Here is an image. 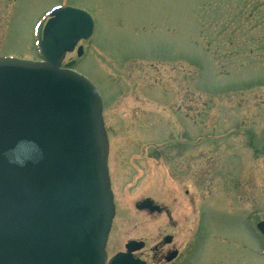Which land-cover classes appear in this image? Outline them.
Masks as SVG:
<instances>
[{"label": "rangeland", "instance_id": "1", "mask_svg": "<svg viewBox=\"0 0 264 264\" xmlns=\"http://www.w3.org/2000/svg\"><path fill=\"white\" fill-rule=\"evenodd\" d=\"M60 5L94 21L63 65L104 102L109 259L172 236V264H264V0H0V58L39 60ZM145 199L170 216L138 211Z\"/></svg>", "mask_w": 264, "mask_h": 264}, {"label": "water", "instance_id": "2", "mask_svg": "<svg viewBox=\"0 0 264 264\" xmlns=\"http://www.w3.org/2000/svg\"><path fill=\"white\" fill-rule=\"evenodd\" d=\"M93 32L88 13L58 8L38 31L42 61L0 59V264H146L137 241L108 263L115 204L103 101L75 62L62 68ZM136 209L162 211L151 199Z\"/></svg>", "mask_w": 264, "mask_h": 264}, {"label": "flooded vegetation", "instance_id": "3", "mask_svg": "<svg viewBox=\"0 0 264 264\" xmlns=\"http://www.w3.org/2000/svg\"><path fill=\"white\" fill-rule=\"evenodd\" d=\"M162 209H163L162 212L151 213L149 211H144V213L150 216H159L162 214H166L167 216H170V211L167 208L162 207ZM166 237L167 236H165L164 238H160L153 246H148L149 244L147 242L142 241L144 243V248L140 252L137 253V257L145 261L147 264L149 260L156 261L158 263L162 262V264L163 263L172 264L173 262H175L176 260L170 263L167 262V258L173 252L178 251V250L175 249L174 246H172L173 244L172 239L169 243L165 242ZM262 252L264 254V251ZM179 257H180V254H179Z\"/></svg>", "mask_w": 264, "mask_h": 264}]
</instances>
